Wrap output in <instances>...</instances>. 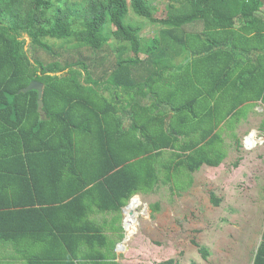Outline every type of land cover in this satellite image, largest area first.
Wrapping results in <instances>:
<instances>
[{"label":"trees","instance_id":"16d2710c","mask_svg":"<svg viewBox=\"0 0 264 264\" xmlns=\"http://www.w3.org/2000/svg\"><path fill=\"white\" fill-rule=\"evenodd\" d=\"M157 10L151 0H0L5 261L120 264L93 214L113 213L122 238L131 197L218 166L222 127L264 103V0H167ZM130 11L157 33L146 38ZM82 48L102 54L87 62ZM32 80L43 84V115L37 91H19ZM252 264H264V228Z\"/></svg>","mask_w":264,"mask_h":264},{"label":"rangeland","instance_id":"374dc122","mask_svg":"<svg viewBox=\"0 0 264 264\" xmlns=\"http://www.w3.org/2000/svg\"><path fill=\"white\" fill-rule=\"evenodd\" d=\"M151 1L158 8L157 14H161L167 0ZM130 17L141 25L146 38L157 33V23L137 17L131 11ZM114 45L112 41L106 47ZM56 51L58 60L66 58V50L57 48ZM81 51L84 56H91L86 58L87 62L98 55L83 48ZM37 53L51 59L41 50ZM107 56L104 57H113ZM248 106L245 119L235 122L232 128H223V142L219 145L226 155L218 166L201 165L195 172L174 176L168 184H159L152 192L134 195L138 199L128 207L134 208L135 229L126 240L122 241L123 237L110 229L113 213L93 215L99 222L107 223L105 230L116 244L122 241L115 250L118 263L159 264L172 258L177 264H252L264 228V132L259 129L264 106L259 103ZM140 115L145 117L143 111ZM124 123L127 126L128 120ZM253 130L257 133L254 145L244 144ZM232 134L239 138V147ZM168 155L169 151H164L163 157ZM236 160L239 163L235 167ZM212 194L220 199L218 204L212 201ZM155 202L159 206L152 211L150 204ZM128 207L121 212L122 225ZM123 235H126L124 229ZM200 246L209 251L206 257ZM0 264L24 263L6 260Z\"/></svg>","mask_w":264,"mask_h":264},{"label":"water","instance_id":"95a60500","mask_svg":"<svg viewBox=\"0 0 264 264\" xmlns=\"http://www.w3.org/2000/svg\"><path fill=\"white\" fill-rule=\"evenodd\" d=\"M28 90H36L37 91V110L41 115H43L44 110L42 109L43 108V101H42L43 84H42V82H40L38 80H32L28 85L19 89V91H22V92H26ZM134 197H137V196L131 197L130 202L133 201ZM130 202L126 206L123 207L124 210H126V208L130 205ZM124 229L126 230L125 221H124ZM127 238H128V236L125 235L123 238V241L126 240ZM120 245H121V243L117 245V248H119Z\"/></svg>","mask_w":264,"mask_h":264},{"label":"crops","instance_id":"0c3cea01","mask_svg":"<svg viewBox=\"0 0 264 264\" xmlns=\"http://www.w3.org/2000/svg\"><path fill=\"white\" fill-rule=\"evenodd\" d=\"M250 103L253 104V105H249V106H248L249 108H250V107H254V106L257 105L258 103L264 106V103H262L261 100H258V101H250V102L246 103V105H248V104H250ZM246 107H247V106H246ZM246 115H247V111H246ZM246 115H245V116H242V117H241L236 123H238V122H240L241 120L245 119V118H246ZM127 125H128V123H127ZM259 126H260L259 129H260L262 132H264V130H263V128H262V126H264V112H263V118H262V120L260 121V125H259ZM223 128H225V126H223L222 129H223ZM231 128H232V127H231ZM253 131H255V139H256V138H257V136H256V134H257V133H256V130H253ZM251 132H252V131H251ZM251 132H250V133H251ZM235 135H236V134H235ZM248 135H249V134H248ZM248 135H247V136H248ZM247 136H246V137H247ZM236 137H237V135H236ZM237 138H238V137H237ZM262 138H264V137H262ZM238 139H239V138H238ZM245 139H246V138H245ZM254 142H255V141H254ZM246 143H247V142H246ZM244 144H245V141H244ZM247 144H250V145H251V144H253V143H247ZM253 145H254V144H253ZM225 155H226V154H225ZM224 158H225V156H224ZM224 158H223V159H224ZM203 165H206V164H203ZM207 166H209V165H207ZM212 167H216V166H212ZM122 210H124V209H122ZM93 215H94V214H93ZM106 224H107V223H106ZM105 227H106V225H105ZM122 227H123V229H124V224L122 225ZM110 229H111V224H110ZM124 230H125V229H124ZM111 231H112V229H111ZM104 233L107 234L105 228H104ZM107 235H108V234H107ZM108 236H109V235H108ZM109 238H110V236H109ZM123 238H124V235H123ZM122 241H123V240H122ZM122 241H121V242H122ZM121 242H120V243H121ZM120 243H119V244H120ZM117 245H118V244H116V246H115V250L117 249ZM0 248H1V247H0ZM8 251H10V250H7V252H8ZM4 253H5V252H4ZM8 253H9V252H8ZM8 257H9V255H6L5 258H8ZM5 258H3V255L1 254V251H0V262H1V263L4 262V261H5ZM8 259H9V258H8ZM14 260H15V261L20 260V261H22V263H24V260L22 259V257H19L18 259H17V258H16V259L14 258L12 261H14Z\"/></svg>","mask_w":264,"mask_h":264},{"label":"bare ground","instance_id":"6f19581e","mask_svg":"<svg viewBox=\"0 0 264 264\" xmlns=\"http://www.w3.org/2000/svg\"><path fill=\"white\" fill-rule=\"evenodd\" d=\"M255 141V131H252L245 139V142L247 143H254ZM138 199V196L137 197H134L133 198V201L134 200H137ZM131 203V202H130ZM126 219H125V223H126V235L129 237L134 229H135V225H134V208L132 207H128L127 209V212H126Z\"/></svg>","mask_w":264,"mask_h":264}]
</instances>
